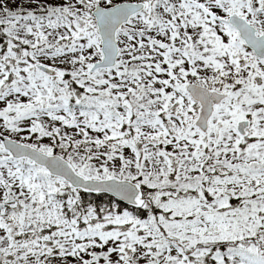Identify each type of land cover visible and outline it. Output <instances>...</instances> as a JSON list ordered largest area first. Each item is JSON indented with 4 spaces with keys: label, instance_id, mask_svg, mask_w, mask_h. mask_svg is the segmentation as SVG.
Returning <instances> with one entry per match:
<instances>
[{
    "label": "snow or ice",
    "instance_id": "snow-or-ice-1",
    "mask_svg": "<svg viewBox=\"0 0 264 264\" xmlns=\"http://www.w3.org/2000/svg\"><path fill=\"white\" fill-rule=\"evenodd\" d=\"M0 264H264V0H0Z\"/></svg>",
    "mask_w": 264,
    "mask_h": 264
}]
</instances>
